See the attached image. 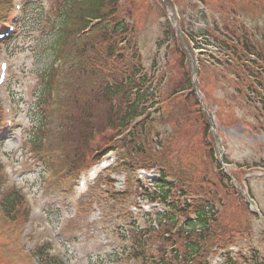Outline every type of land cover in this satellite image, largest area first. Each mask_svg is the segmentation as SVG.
<instances>
[{"label":"trees","instance_id":"16d2710c","mask_svg":"<svg viewBox=\"0 0 264 264\" xmlns=\"http://www.w3.org/2000/svg\"><path fill=\"white\" fill-rule=\"evenodd\" d=\"M212 1L218 3V0ZM120 3L121 0H50L49 5H44L40 0H31L25 7L22 27L27 24L35 26L36 32L32 31V36L38 34L46 40L37 42L38 50L48 54L50 60L49 68L42 72L40 79L41 88L35 105L38 110L37 122L31 129L26 145H29L30 151L37 156L42 151L48 152L45 146L52 137L57 140V145L67 152L61 162V172H64V169L75 172L80 167L81 158L95 151L92 143L96 138H99L105 147L124 134L138 118L146 115L149 108L164 104V80L157 82L154 75L158 62L153 63L152 74L145 70L143 56L138 49L139 21L137 25L135 21H130V18H136V4L132 5L129 12H125ZM160 8V14L166 16L165 7L162 5ZM233 10L236 11L237 7ZM233 10L228 12L237 21ZM221 13L224 20L225 15L229 16V13L224 11ZM207 19L202 13V27L196 32L187 31L185 23L182 24L181 30L193 41L199 37H203L207 43L210 39H221L220 45L232 54L242 51L239 58L242 68L235 70V73L245 76L237 75L234 86L239 83L244 92H241L242 95H252L254 100L258 101L260 113L263 114L264 91L261 94L258 87L264 84V46L253 43L246 28L234 26V20L231 23L230 20L227 21L231 28H224L225 37L220 38L223 32L221 31L216 38L217 29L213 30ZM95 22L97 25L91 28L90 33L85 34ZM163 26L164 35L170 43L171 38L174 39L173 26L169 22ZM262 30L261 41L264 43V29ZM8 44L10 46L12 42ZM167 48L173 50L170 45ZM173 51L181 69L183 60L177 56V48ZM254 56L261 61L260 65L250 60L247 65L243 62L244 58L250 59ZM171 82L167 89L165 87L168 96H174L180 91L185 92L191 86L183 69L180 78ZM52 101L54 104L51 105ZM54 118L57 119L56 122H53ZM200 118H197L198 122ZM199 126H202L200 122ZM53 128L58 131L55 132ZM207 129L208 127L203 125L202 133H207ZM137 130L128 135L123 148L125 147L129 156L138 160L142 166L145 164L163 168V183L158 184L159 197L162 200L167 201L166 198L175 190L179 191L180 198L200 192L198 187L187 184L183 175L180 176L178 171L174 170L183 168L179 164H173L171 158L172 144L176 137L174 131L170 134L167 129L165 133L158 134L161 140L164 138L162 142H165L166 146L163 152L155 154L147 137L142 143L141 136H135ZM146 147H151L148 154ZM165 172L168 177L177 179H174V184H177L174 188V184L165 182ZM225 188L228 190L227 186ZM21 203L22 198L11 193L1 207L12 217L21 210ZM180 213L185 217L194 216L196 221L188 223L184 228H178L172 217H165L159 224L160 231L133 228L129 232V235L132 234L130 241L133 244L128 250L131 257L141 264H198L200 250L206 242L210 239L216 241L220 236L227 243L231 241L230 237L235 235L233 231L225 229L221 213L209 199L196 201L192 205L186 204ZM154 236L161 239V243H158L157 237ZM46 253L47 248L42 250L40 255L51 261L50 264H59L55 259H51L49 254L46 257ZM252 260L255 264H263L255 253ZM231 264L239 263L231 261Z\"/></svg>","mask_w":264,"mask_h":264},{"label":"rangeland","instance_id":"374dc122","mask_svg":"<svg viewBox=\"0 0 264 264\" xmlns=\"http://www.w3.org/2000/svg\"><path fill=\"white\" fill-rule=\"evenodd\" d=\"M26 1L24 0L21 6ZM40 1L46 5L50 0ZM224 1L227 3L231 2V0ZM2 2L0 0V30L8 27L14 18H19L20 16L19 12L15 9L19 1H13L10 7L2 4ZM185 2L184 0H176L175 4H177V7L174 9V13L187 18L190 15V8L187 6L189 3L186 4ZM208 2L212 3L213 1L208 0ZM134 4H136L137 8L134 12L136 18L134 17L135 20L130 18V21H135V24L139 21V26L136 24L140 29L138 34L139 45L147 65L149 67L152 66L154 60L158 59V67L167 69L165 74L166 79L177 81L180 78L182 69H180L179 62L177 63L176 61L177 58H174L176 56L175 53H173V50L166 48V46L160 47L158 44L162 35V30L159 26L161 16L159 15L160 5L158 4V0H121L120 6L123 11L129 12ZM213 4V10L218 11L221 9L220 6L223 2L219 0L218 3L213 2ZM185 13L186 15H184ZM19 24L17 23L16 28H19ZM254 25H262V23L251 22V26L253 27ZM34 27L27 24L21 27L20 30L17 28L13 34V36H17L16 40L10 46L5 45V47H0V62L7 59L10 66L9 79L1 87V97L5 100L4 104L6 106L4 105L3 107L5 112L0 111V163L5 167V174L7 176L5 177L0 173V184L4 188L5 183L8 182L9 187L15 186L26 195L25 205L23 204V206H26V209L23 213H26L25 217L28 218L27 221L24 220L19 224H11L6 218H3L0 212V229H3L5 232L8 231L7 233L2 232L0 234V243L3 242V239L13 243L3 246V250L1 249L2 251L0 252V259L4 263L7 260H12L22 264H42L34 256V248L37 243L48 242L51 254L59 257L64 264H138L129 260L131 253L128 250L133 245L130 241L132 234L128 235L126 232L131 231L132 227L130 225L134 221L140 230L145 231L150 225H153L150 221L154 222L157 220L158 217L155 218V214L163 213L164 210L158 205L149 204L148 200L144 197H139L137 190H135L131 197L129 213L121 211V203L114 202L111 198L107 199V194L105 193L107 189L102 186L103 183H100V188L98 184H90L87 193L77 200L78 195L76 191L78 186L76 178L74 177L68 182L61 183L59 179L61 176H57V170L54 172L53 170H48L45 163L39 160L38 155L36 156V154L31 152L29 145H26V141H28L32 132L31 129L35 127L37 122L36 115L38 110L35 108V105L41 88L40 79L42 72L50 66L48 54L45 52L41 53L38 50L37 42L46 40L38 34L35 37L32 36L31 32L35 31ZM262 27L260 26V28ZM260 34L261 32H256L252 40L259 41ZM212 50L217 53L216 49ZM211 72L209 70V73ZM10 79L12 80L11 83L9 82ZM217 88H221L220 91L225 92V94L229 90L227 84L222 83L221 80L219 82L211 80L206 82L209 110L211 109L213 116L215 115L217 125H227L225 128L215 126L216 131L220 134L221 143L224 145V161L229 164L228 167L231 171L234 170L235 173L239 174L238 179L245 188L248 187L249 195L253 197V205L260 215H264V171L262 172L258 167H253L261 164L264 165V133L257 132L256 121L252 120L249 114L240 107H235L239 110L235 113V116H232V111L228 108L224 107L218 110V107L214 104H216L217 100L223 101V99H221ZM237 88L242 89L239 83H237L235 90H238ZM8 100L11 104L8 103ZM52 104H54V101L51 102ZM7 107L12 110L13 120V126L9 130V133L5 131V122L9 116L6 110ZM50 109L52 110L53 108L50 107ZM194 110V106L189 107L188 110L185 108L183 110L182 107L174 109L175 112H184L186 115L181 129L176 133V145H174L176 150L179 148L181 154L185 153L182 161L190 160L192 162V165H187L189 166L190 173L188 176L192 174L196 176L197 183L200 180V176H205L204 182L207 180L206 187L209 191V196L222 200L221 207L218 206L220 215L229 220V218H233V214L236 212L235 208L238 210L241 207L234 206V198L230 195L231 191L228 195V193H224V188L220 186L218 177L220 176L218 169L220 162H217L218 159L216 162L212 160L213 158L209 154V149L203 153L205 147L201 145L203 139L202 126H199ZM233 117L238 122L234 123ZM56 121L57 119L54 118L53 122ZM155 125L157 128L159 124L155 122ZM245 128H248V130ZM53 129L55 132L58 131L55 128ZM171 131L169 129V132ZM57 144L58 141L52 137L46 143L45 148L47 151H51L48 152L49 158L53 157V150L59 152L60 157L58 161L62 162L64 161V157L67 156V152ZM92 145L95 146V151L103 147L102 141L99 138H96ZM188 145L189 148L192 147L190 152L189 148L186 147ZM173 150L175 149L173 148ZM94 152L85 154L81 158L80 165L84 164L82 167L87 166V163L90 161L89 157ZM87 160L88 162H86ZM219 160L221 159L219 158ZM243 167L244 169L252 167L257 170L249 172L246 179L249 182L243 181V177L245 176V174H241V168ZM63 171V175L72 173V171L65 169ZM154 175L155 178L158 177L156 172ZM124 177L123 173L116 176V191H121L125 188L126 180ZM134 178H137V174ZM195 181L192 179L191 182L194 183ZM238 185L241 184L239 183ZM248 189H245V191ZM98 195L106 196L102 203L99 202L102 201L99 197L97 202L92 199ZM2 197L4 196L1 193L0 202ZM91 203L93 205L89 209ZM41 205L45 208L44 217L37 213V209ZM81 205H87V209L85 210L87 211L85 212L86 215L84 212H80V210L79 213L77 212L78 215H76L77 207ZM143 207H150L152 213L147 214V208ZM120 211V216H126L129 221L118 217ZM148 215H153L155 220ZM28 221L29 223L27 224L26 222ZM254 222V226L251 225L249 227L250 230L256 234L262 233L264 225L261 222L262 225L259 224V221ZM225 225L227 226L226 229L233 231L235 234L239 222L232 219ZM241 225H243V222ZM13 227L17 232L16 241H13L14 236L9 231L10 229L12 231ZM30 228H33V231H30ZM242 229L244 228L241 227ZM254 232H250V234ZM255 233L254 235H256ZM262 240L263 238H259L256 235L249 242L256 244L257 248L259 246L264 257V244L260 245ZM244 244H246V241L241 240L238 246ZM247 245L250 246L249 243ZM18 247L21 249L23 255L21 251L17 250Z\"/></svg>","mask_w":264,"mask_h":264}]
</instances>
